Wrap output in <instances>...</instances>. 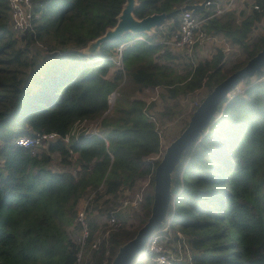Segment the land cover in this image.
Masks as SVG:
<instances>
[{
	"label": "trees",
	"instance_id": "obj_1",
	"mask_svg": "<svg viewBox=\"0 0 264 264\" xmlns=\"http://www.w3.org/2000/svg\"><path fill=\"white\" fill-rule=\"evenodd\" d=\"M202 1L134 0L135 20L168 15L165 33L158 34L162 23L151 33H125L95 46L115 26L125 0H30L31 27L22 37L11 30L7 2L0 0V264H87L77 260L79 245L66 231L78 201L96 207L138 179L150 176L151 183L158 160L147 159L160 149L156 121L172 119L180 98L202 87L207 94L261 50L264 36H249L264 18V0H254L257 9L240 21L231 11L220 18L207 10L193 14L209 17L205 34L244 56L226 73L218 49L193 63L163 46L177 31L178 10ZM123 44L118 69L115 49ZM253 77L229 91L172 170L162 225L168 222L188 243L190 261L179 264H264V68ZM125 79L136 92L159 90L161 110L152 119L155 102L118 95L109 109L108 97ZM82 121L94 124L96 135L71 133ZM48 133L59 139L37 152L13 144ZM150 204L148 193L136 229L101 241L90 264H109L145 222Z\"/></svg>",
	"mask_w": 264,
	"mask_h": 264
},
{
	"label": "built area",
	"instance_id": "obj_2",
	"mask_svg": "<svg viewBox=\"0 0 264 264\" xmlns=\"http://www.w3.org/2000/svg\"><path fill=\"white\" fill-rule=\"evenodd\" d=\"M6 2L10 17L11 30L14 32L16 37H22L31 27L32 15L30 0H6ZM231 2L232 0H229V5ZM209 5L210 2H206L204 7H208ZM253 9L257 8L253 6ZM221 13V10H216L215 13L210 17H215ZM208 18L209 17L199 19L191 12H180L178 16L177 31L168 38H164L161 41V44L169 50L184 51L185 53H190L194 48L202 47V45L204 43H207L208 41H214L216 38L205 34V32L202 30V26L205 24V21ZM222 41L224 42V40ZM123 46L124 44L118 46L115 49L114 65L118 69H121V51ZM224 48H226V45H224ZM223 51L225 52L227 51V49H224ZM153 89L156 90V88ZM235 90L238 91L237 87L235 88ZM110 100H112L111 97ZM107 103L110 109L112 103L111 101H109V98ZM149 119H152V117H149ZM79 132H81L83 135H96V126L94 124L82 121L75 125L74 130L71 131V133H73L74 135L75 133ZM57 139H59V137L56 134L48 133L35 137H20L16 139L13 144L24 149L35 150L48 143H53ZM60 140L63 142H67V137H63ZM161 151L162 148H160L159 152L154 157L150 158V160H159V156L162 154ZM150 184V176H147L142 180L141 185L143 187H146L150 186ZM84 201L85 202H83L79 207H77L78 204L76 205L77 208L75 207V218L73 223V226H77L79 228L80 239L78 245L79 251L81 252L83 250V247L85 246L86 240L90 235V231L86 221L87 200ZM142 201L143 198L140 190V192H138L136 195H133L130 198H124L120 201L119 205L111 208L104 219L102 234L104 236H107L112 232H116L122 229L121 227L123 225L117 218V213L128 212L130 210L138 211L139 209H141ZM97 244V242L93 241L91 244H89V249L96 250ZM142 254V256H145L146 254L149 257L148 264L188 263L191 257V252L187 241L178 231H172L168 222L165 225H161L148 237L144 245ZM78 258L79 255L77 256V260ZM141 263L145 264L144 261Z\"/></svg>",
	"mask_w": 264,
	"mask_h": 264
},
{
	"label": "water",
	"instance_id": "obj_3",
	"mask_svg": "<svg viewBox=\"0 0 264 264\" xmlns=\"http://www.w3.org/2000/svg\"><path fill=\"white\" fill-rule=\"evenodd\" d=\"M210 1L203 0L196 5H185L178 12L188 11L195 14L203 10L205 3ZM133 7L134 0H125L115 26L95 40V46L103 42L118 41L125 33L136 35L148 33L159 27L168 18V15L161 13L135 20L131 14ZM262 68H264V46L247 60L243 67L225 77L201 99L191 112L183 130L164 148L154 167L151 177V204L148 217L136 230L134 236L117 248L109 264H132L134 259L142 254L148 237L162 225L165 219L171 202V173L178 164L182 151L198 139L216 113L218 104L228 96L229 91L240 81L253 77ZM111 95L114 96V93Z\"/></svg>",
	"mask_w": 264,
	"mask_h": 264
},
{
	"label": "rangeland",
	"instance_id": "obj_4",
	"mask_svg": "<svg viewBox=\"0 0 264 264\" xmlns=\"http://www.w3.org/2000/svg\"><path fill=\"white\" fill-rule=\"evenodd\" d=\"M235 2L236 0H232V2ZM245 2L242 3V6L250 10L253 5H254V0H244ZM169 26L172 24V22L168 21ZM152 31L148 32L151 33ZM211 36V34H209ZM256 36H264V18L254 27L253 31L250 33L249 39H253ZM222 39V38H221ZM226 43V44H225ZM224 44H218V43H213V44H206L204 43L202 47H197L194 48L190 53H185L184 51H174L175 53H181L185 57H188L190 62L195 63L196 61H202L205 59L210 58L215 51L218 49L217 47H220L219 49L223 51L224 49H227V51L224 52V59L221 64V70L222 72L226 73L228 72L234 65L237 63L242 62L244 56L241 54L239 50H237L236 47L232 46L228 41L225 40ZM224 45H226V48H224ZM255 78L252 77L250 78V81H254ZM242 82H239L237 85V90L242 89ZM236 91V90H234ZM158 92L159 90L156 89H148V90H143L141 92H136L133 89V86L131 85L130 81L128 79H125L117 88V90L114 92V96L110 95L109 101L113 103L114 97H117L118 95H122L125 97L129 98H136L144 101L145 103H151L155 102V107H153L149 113V115L152 117V113L154 112H159L161 110V105L158 100ZM206 95V89L202 87L195 93L188 95L185 98H180L179 99V104L181 106V110L179 113L175 114L174 117L170 120H165L162 123H158L156 121L155 115L153 117L154 120L156 121V131L159 135V141L160 145L162 148V151L164 148L173 140L174 137H176L177 133L179 130L183 127L184 123L187 122L190 113L192 112V109L199 103V101ZM110 97L112 100H110ZM152 112V113H151ZM41 149H36L35 152L40 151ZM161 151V153H162ZM161 156V155H160ZM159 156V158H160ZM53 160L52 162V168L53 170H57L56 166V161L57 159L51 157ZM147 160H150L148 158ZM145 178V177H144ZM144 178L138 179L135 181V184L131 189H125L124 191H121L115 196H109L107 199V203L103 204V201H100L96 205V207L92 206L89 208L86 214V221L87 225L90 231V235L88 239L85 242V246L83 247L82 254L80 253L79 255V260L85 259V263L90 264L92 255L94 254L95 251H97L98 246L100 245L101 241L106 240L110 234L107 236H104L102 234L103 230V223L104 219L106 217V214L111 210V208L119 205L120 201L123 200L124 198H130L133 195H136L138 192L142 193V198L148 193H151V185H152V180L150 186L143 187L142 180ZM84 200L78 201L77 207H79ZM99 206V207H98ZM76 207V208H77ZM142 210L139 209L138 211L135 210H130L128 212H118L117 213V218L120 220L122 223V229L121 230H126V231H133L136 229V227L139 225V220L141 218V212ZM75 228V233L74 236H71L73 238L72 240L75 241L76 244H79V239H80V232L79 228L77 226H74ZM172 231H175L174 229L171 228ZM67 231V230H66ZM93 241L97 242V249L96 250H91L88 248V245L91 244ZM87 243V244H86ZM85 257H84V256ZM143 254H140V256L136 257L134 260V263H137L138 261L143 262L145 264L149 263V257L145 254V256H142ZM82 256V258H81ZM139 258V260H138ZM142 264V263H140Z\"/></svg>",
	"mask_w": 264,
	"mask_h": 264
},
{
	"label": "crops",
	"instance_id": "obj_5",
	"mask_svg": "<svg viewBox=\"0 0 264 264\" xmlns=\"http://www.w3.org/2000/svg\"><path fill=\"white\" fill-rule=\"evenodd\" d=\"M243 2H245V1L244 0H236L235 2L234 1L231 2L230 5H229V0H214V1L211 0L210 1V5L208 7H204L203 10H201V11H206L207 10V11H209L211 13L210 14V16H211L212 14L215 13L216 10H221L222 13L219 14V15H217V16H215L216 18L222 17L226 11H231L233 13V15L236 17V20L237 21H240L250 11L247 8H245V7L242 6V3ZM168 27H169L168 21L165 22V23H163V25L161 26V28L158 31V34H164L166 28H168ZM150 31H152V30H150ZM212 37H214L216 39L214 41H212V40L211 41H208L206 44H213V43L224 44L225 43V39H223V38L221 39V37H219V36H212ZM222 40H224V42ZM217 48H218V50H220L219 49L220 47H217ZM221 52L224 55V52L223 51H221ZM88 210H89V208H87V211ZM74 233H75L74 226L69 227L67 229V235H68L69 239H71V240L73 239V238H71V236H74ZM72 241L75 242L74 240H72Z\"/></svg>",
	"mask_w": 264,
	"mask_h": 264
}]
</instances>
